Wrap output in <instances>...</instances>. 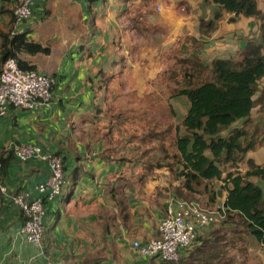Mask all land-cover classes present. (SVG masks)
Listing matches in <instances>:
<instances>
[{"label":"crops","instance_id":"obj_1","mask_svg":"<svg viewBox=\"0 0 264 264\" xmlns=\"http://www.w3.org/2000/svg\"><path fill=\"white\" fill-rule=\"evenodd\" d=\"M259 2L264 8V0ZM91 4L96 13V28L88 23ZM209 17L210 10L204 0H154L150 4L144 0H48L35 3L32 18L20 28H24L30 41L49 49V54H21L18 57L35 66L36 71L53 76L59 85L51 103L34 111L12 109L7 117L0 118V156L4 159L12 156L6 154V149L14 144L45 146L65 157L70 185L66 194L71 193V176L75 169H80L82 178L77 188H73L74 195L60 203L62 216H49V230L53 237L49 249L51 261L41 256L20 233L23 215L12 201L18 192L33 191L38 183L46 181L47 167L42 163L23 164L14 155L11 157L2 177L8 192L0 201V264H84L86 259L98 254L110 258L109 262L102 261V264H116L118 258L137 254L132 247L134 241L145 242L159 237V225L169 202L175 199L168 200L165 194L159 195V188L165 185L159 178H156V184L146 187L144 194L125 190L124 194L130 198L128 203L133 200L130 218L126 221L119 219L111 234L104 236L103 212H118L109 199L110 188L118 187L117 178H132L143 171L136 172L124 162L107 164L102 161L105 151H109L113 158H129V152L125 154L122 150L123 136L114 135L123 124L117 125L118 115L110 117L106 126L100 124L102 128L97 126L98 121L92 122L86 116L92 113L95 98L100 105L101 97L115 95L111 87L98 89L100 82L108 81L111 86L119 81L124 85L126 77L136 72L141 77L134 75L132 81L141 83V86L128 84L131 93L126 92V95H149L157 91L159 87L153 84L160 81L165 55L177 49L185 37L194 36L198 41L207 42L202 59L208 53L210 43L224 38L233 44L220 51L230 52L227 59L235 58L244 44L240 35L243 33L242 23L247 19L230 21L235 17L226 15L209 38L198 32L196 26L197 20ZM4 22V17L0 16V29ZM89 51L93 56L82 60L84 53ZM120 70L122 75L119 76ZM153 72L156 75L151 77ZM83 118L87 119L80 123ZM77 124H80L78 130ZM109 125L116 127L112 135L105 138L103 134ZM90 129L93 131L89 132ZM108 180L112 182L111 186H108ZM211 226L200 230L199 237L210 232ZM48 241L47 236L46 247L50 244ZM233 256L240 260L239 254L231 252L229 257ZM250 257L246 264H255L256 260L257 264H264V252L258 248L251 251Z\"/></svg>","mask_w":264,"mask_h":264},{"label":"trees","instance_id":"obj_2","mask_svg":"<svg viewBox=\"0 0 264 264\" xmlns=\"http://www.w3.org/2000/svg\"><path fill=\"white\" fill-rule=\"evenodd\" d=\"M0 1L3 3L0 5V16L5 19L4 26L0 29V76L4 63L10 58H16L20 68L24 70H36L35 66L29 65L18 56L48 55L49 49L30 41L27 33L14 35V9L19 0ZM144 1L146 4L154 2ZM204 2L211 16L208 19L197 20V30L202 35L210 38L218 30L226 15H233L238 20L242 18L253 20L257 25L258 34L253 38L243 39L244 44L235 58L216 59L208 64L202 59L207 42L198 41L194 36L183 38L177 49L167 52L164 65L169 66L167 69L164 68L163 72L174 85V88H171V97L173 99L187 97L190 103L182 127H177L175 139L177 153L171 155L167 148V142L173 139L170 136L172 126L161 133L153 130L141 136L140 141L143 145L158 141L159 150H162L164 156L157 155L158 158L155 160L147 156L151 150L145 152V158L135 156L117 159L113 158L109 151L103 152L102 161L107 164L124 162V165L128 163L129 167L136 170L133 165L140 163L144 170L132 178L126 176L117 178L115 183L118 187H111L108 196L118 212L104 211L101 217L104 220L102 225L104 236L108 237L119 219L126 221L130 218L129 210L133 200L128 203L130 198L124 194L125 190L144 194L148 186L147 179L156 178L161 180L167 178L168 181L164 180L165 185L159 188V195L165 194L167 199L173 197L180 201L196 202L210 210L222 204L226 209V217L218 219L211 226L210 232L200 235L193 246L181 249L179 261L167 262L157 256L146 259L144 264H246L251 258L252 250L264 249V166L249 157V153L255 151L259 145L264 146V8L260 7L259 0H204ZM88 13L90 15L88 23L96 28L93 4L89 6ZM84 54L82 60L93 56L90 51ZM121 70L119 76L122 75ZM104 75L102 72L103 77ZM58 85L59 82L56 80L53 94ZM104 86L108 88L109 82H100L98 89ZM259 93L260 98H257ZM97 100L98 98H95L93 101L92 113L86 116L92 122L98 120L103 113ZM257 108L263 109V115L252 130V115ZM12 109L15 108H10ZM114 111L108 110L112 112L111 117L118 115L117 125L121 126L123 123V126L126 121L122 118L123 113L117 114ZM86 119L83 118L80 123ZM79 127L80 124H77L76 130ZM114 127L109 125L103 136L110 137ZM113 147L116 150V147ZM50 152L62 159L66 178L61 197L53 202L47 200L44 202L46 209L44 245L46 256L52 261L49 249L52 248L53 237L49 230V216L50 214L58 218L62 216L60 203L68 199V196L74 195L73 188H77L82 175L79 168L73 171L71 193L66 194L70 185L65 157L61 152ZM12 156L1 158L2 183L5 168ZM241 165L246 167L244 173L239 170ZM164 168L170 175L162 171ZM158 169L160 173L157 174ZM229 169H235L236 172L228 171ZM227 171L228 174L224 177ZM47 174L49 177V171ZM218 182L223 183L221 189L217 188ZM111 183L108 180V186H111ZM134 185L136 187H133ZM219 190L223 192L221 197L218 195ZM17 194L13 195L12 199ZM47 236L50 242L48 247L45 243ZM152 240L142 243H149ZM231 252L239 254L240 260L234 256L229 257ZM64 258L68 259L65 255ZM109 259L106 255L98 254L86 259L84 264H102V261L109 262Z\"/></svg>","mask_w":264,"mask_h":264},{"label":"built area","instance_id":"obj_3","mask_svg":"<svg viewBox=\"0 0 264 264\" xmlns=\"http://www.w3.org/2000/svg\"><path fill=\"white\" fill-rule=\"evenodd\" d=\"M48 0H19L14 9V35L24 34L22 24L33 16L36 2ZM56 79L36 70L20 68L16 58L8 59L0 76V118L7 117L10 108L34 111L52 102ZM13 154L22 163L39 162L48 167L49 177L38 183L33 191H20L14 196L13 204L23 215L24 221L20 233L25 240L46 256L44 245L46 209L44 202H53L62 195L66 183L64 164L60 157L54 156L49 149L35 144L11 145L6 154ZM2 157L0 156V201L7 194V187L1 181ZM226 209L217 206L210 210L199 203L172 199L167 213L159 225L160 236L149 243L138 240L132 243L137 254L146 259L160 257L167 262H177L181 258L180 250L193 246L200 230L213 225L216 218L224 219Z\"/></svg>","mask_w":264,"mask_h":264},{"label":"rangeland","instance_id":"obj_4","mask_svg":"<svg viewBox=\"0 0 264 264\" xmlns=\"http://www.w3.org/2000/svg\"><path fill=\"white\" fill-rule=\"evenodd\" d=\"M242 27H243V33L240 35V41H242L244 38L246 39L253 38L255 35L258 34L257 25L253 21L250 20L244 21L242 23ZM232 44L233 43L226 41V39L224 38L214 40L212 43L208 45L209 51L207 54H204L203 62L208 64L216 59H227L229 57L230 52L229 51L222 52L220 51V49L225 48L226 46H232ZM234 46L237 47L238 45H234ZM171 62H173V60ZM168 66L169 65L166 64L165 69H167ZM152 68H154V66ZM134 75L137 78L141 77V75L135 72L134 74H131L129 77H126V80L124 81V85L121 82L116 81L115 83H112L111 86H109L111 87V90H115L113 91L115 95L107 96L106 98L105 97L101 98L100 106L103 109V113L101 114V117L98 120H96L99 123V124L97 123L98 124L97 126L99 128L100 127L102 128L100 124L106 126L110 122L111 119L110 117L112 115V112H108L109 109H114L115 110L114 112L117 113L122 111L121 113H123V117L127 118V121L120 129L115 130L114 135H116L117 137L123 136L124 138L123 147H122L123 152L125 154L129 152V158L132 157L134 158L135 156H137L138 158L140 157L145 158L146 157L144 156L145 152L147 150H151V153L148 154L147 156L154 158V160L158 158L157 155L164 156L162 150H159L158 141H152L147 145H143L142 142L140 141L141 136L153 130L161 133L172 126V129L170 131L171 134L170 136L173 139L167 142V148L171 155L177 153V149L175 146L177 127L180 128L182 127L183 119L190 108V103L187 97H179V98L177 97L175 99L171 97L170 92H171V88H174V85L172 84L171 81H168V79L165 77V72H162L160 74L159 77L160 81L157 80L154 81L156 82L155 84H153L154 87H159V89L157 88V91H155L154 93H151L149 95L148 94L143 95V93L141 95H129V94L126 95L127 94L126 92L131 93L130 89L129 90L127 89L128 84L130 86H134V85L141 86V83L135 84L132 81V79H134L133 77ZM155 75L156 73L153 72L151 74V77L152 76L154 77ZM118 80H121V77H119ZM257 98H260V93L258 94ZM262 115H263V109L257 108L253 112L252 115L253 122L251 123L252 130H254L253 127L255 126V124ZM135 130H137L138 132H136ZM90 131H93V129H90L89 132ZM131 135H133L131 139L127 138L130 137ZM225 135H227V133ZM249 157L254 159L257 164L264 166V146L259 145L255 151L249 153ZM142 160L144 161V159ZM169 161L172 160H166V162ZM144 163L146 162L144 161ZM163 163H165V161ZM133 167L136 168L135 170L136 172H141L144 170L143 166L140 163L133 165ZM129 168L133 169L132 167ZM245 168L246 167L241 165L239 167V170L242 173H244L246 170ZM162 171L167 172L168 175H170L169 171L166 168L162 169ZM228 171L236 172L235 169H229ZM228 171L224 174V177L228 174ZM164 180L168 182L167 178H165ZM253 180L256 181V179ZM147 181H146V185L156 184V180L147 179ZM222 184H223L222 182H218L217 188L221 189ZM216 219L218 220L219 218ZM258 249L264 252L263 248H258ZM145 262L146 260L139 257L137 254L131 253L125 259L118 258L116 264H144ZM255 264H257V260L255 261Z\"/></svg>","mask_w":264,"mask_h":264},{"label":"water","instance_id":"obj_5","mask_svg":"<svg viewBox=\"0 0 264 264\" xmlns=\"http://www.w3.org/2000/svg\"><path fill=\"white\" fill-rule=\"evenodd\" d=\"M230 21H236V18H233V17H232V19H230ZM222 193H223L222 190H219V191H218V195H219V197H221Z\"/></svg>","mask_w":264,"mask_h":264}]
</instances>
